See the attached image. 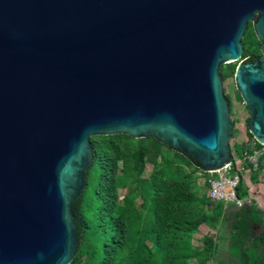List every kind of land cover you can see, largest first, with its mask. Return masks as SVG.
<instances>
[{"label":"water","instance_id":"95a60500","mask_svg":"<svg viewBox=\"0 0 264 264\" xmlns=\"http://www.w3.org/2000/svg\"><path fill=\"white\" fill-rule=\"evenodd\" d=\"M264 147V0H0V264H69L93 136H153L202 172L232 162L219 76ZM261 148L251 157L256 163Z\"/></svg>","mask_w":264,"mask_h":264},{"label":"trees","instance_id":"16d2710c","mask_svg":"<svg viewBox=\"0 0 264 264\" xmlns=\"http://www.w3.org/2000/svg\"><path fill=\"white\" fill-rule=\"evenodd\" d=\"M247 46L257 53L260 43L251 36ZM247 46L241 58L253 63L258 57L247 52ZM261 148L255 141L250 150L238 143L233 145V154L249 171V180L240 176L235 191L239 200L250 198V202L230 213L234 221L229 254L239 264H264V209L251 199L248 184H257L262 175L264 152L256 167L251 161ZM147 164L151 168L146 172ZM208 177L191 155L172 150L153 136L137 138L119 133L91 137L85 188L73 201L79 245L69 264L214 261L218 249L215 236L206 233L199 239L193 237L201 225L214 229L226 212L223 201H209ZM127 181L129 186L122 198L119 190ZM255 227L260 228L257 233Z\"/></svg>","mask_w":264,"mask_h":264},{"label":"rangeland","instance_id":"374dc122","mask_svg":"<svg viewBox=\"0 0 264 264\" xmlns=\"http://www.w3.org/2000/svg\"><path fill=\"white\" fill-rule=\"evenodd\" d=\"M251 36H255V32H254V28L253 25L251 23V25L246 28V31L244 33V36L241 40V43L244 46H247L248 40L251 38ZM258 40V39H257ZM259 41V40H258ZM260 43V42H259ZM247 52H252L254 54H256L255 56H257L258 58L261 57V51H260V47L257 53H255V51L247 46L246 47ZM246 58H240L238 61L233 62V63H229L234 65V69L228 68L226 65L227 64H222L220 66L219 69V76H220V80L222 82V86H223V90H224V95L226 96L228 103H229V107H230V118L232 119V135H231V139L229 141V148H230V152L232 154L233 158H236L235 155L233 154V145L235 143L241 144L242 147H245L247 149H252L254 147V139L253 137L249 136V132L247 129V120L250 116V112L249 110L246 108V106L244 105L238 90L236 89L235 86V82H234V72L236 67L241 64V63H245ZM237 159V158H236ZM151 168L150 164L146 165V172L149 171ZM234 173V171H231L229 174L232 176ZM248 175H249V171H245L243 173V176L246 180L248 179ZM214 177H217V175L215 174ZM257 183H261L264 184V175H260L258 182ZM249 188L251 186V192L254 194L255 199L254 202L257 206H259L260 208L264 209V185L262 187H258L256 186L255 188L252 187L255 184H251L249 183ZM129 186L128 181L125 183L124 188L119 190V195L120 197H124L125 195V189ZM262 188V189H261ZM226 191L229 192L230 188L226 187ZM252 194V195H253ZM253 197V196H251ZM253 199V198H252ZM250 198H247L244 200V203L249 204ZM210 209V207H206V209ZM236 208L239 207H234L233 210H235ZM225 217V216H224ZM234 221L233 217L228 216V220L225 223V230L229 231L230 233H232V223ZM260 230V228L255 227L254 231L257 233ZM193 237L195 239H199L201 237L200 232L195 233L193 235ZM214 261H208L207 264H213V262L215 263H221V264H239V261L235 260V259H231L228 255V253L226 251L223 250V252L219 255H215L214 257ZM190 264H195V262H191Z\"/></svg>","mask_w":264,"mask_h":264},{"label":"built area","instance_id":"2783aa9c","mask_svg":"<svg viewBox=\"0 0 264 264\" xmlns=\"http://www.w3.org/2000/svg\"><path fill=\"white\" fill-rule=\"evenodd\" d=\"M231 171H234L232 176L229 174ZM245 171L240 161L233 158L232 162L224 165L221 169L206 172L209 174L207 180L209 185L207 190L209 201L211 203L218 201L234 203L236 207H241L244 201L237 198L235 189L239 183L240 176H243ZM215 174L217 177H214ZM226 187L230 188L229 192L226 191Z\"/></svg>","mask_w":264,"mask_h":264},{"label":"crops","instance_id":"0c3cea01","mask_svg":"<svg viewBox=\"0 0 264 264\" xmlns=\"http://www.w3.org/2000/svg\"><path fill=\"white\" fill-rule=\"evenodd\" d=\"M239 145H241V144H239ZM262 175H264V168L262 170ZM248 177H249V175H248ZM263 185L264 184L257 183V184H255L252 187H254V188L256 186L262 187ZM249 194H250V197L253 196V197H251V199L252 198L255 199L256 196H254V194L251 192V186L249 188ZM224 206L226 208V212L224 213V216L225 217H223V219L221 220V222L214 229H209L206 225H201L199 227V232H200L201 236L203 234H206V233L213 234L215 236V240H216L217 247H218L217 252H216L215 255H218V254L220 255L223 252V250H224V251H226L228 253V255H229V257L231 259H234V257H231L230 254H229V249H230V246H231V239H230L231 233L229 231H226L227 229L226 230L224 229L225 228V225H226L225 223L228 220V216H230V213H231V211L234 208L233 207L234 204L233 203H226V202H224Z\"/></svg>","mask_w":264,"mask_h":264}]
</instances>
